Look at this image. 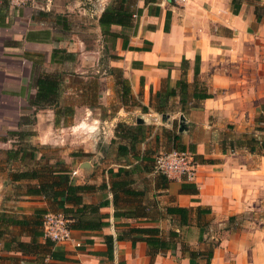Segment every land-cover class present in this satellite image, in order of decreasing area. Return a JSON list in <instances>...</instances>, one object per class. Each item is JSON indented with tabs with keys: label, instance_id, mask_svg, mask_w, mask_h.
<instances>
[{
	"label": "crops",
	"instance_id": "obj_1",
	"mask_svg": "<svg viewBox=\"0 0 264 264\" xmlns=\"http://www.w3.org/2000/svg\"><path fill=\"white\" fill-rule=\"evenodd\" d=\"M112 1L32 0L22 7L0 5V214L25 217L33 223L41 222V210L61 212L56 203L27 192V186L37 179L12 178L25 170H37L42 177L50 166L55 174L68 172L75 184L93 186L82 193L84 204L107 202L82 216L86 220L82 224L89 221L93 227L71 229V241L54 242L37 253L24 254L9 247L6 241L11 235L28 242L32 234L19 225H9L0 240V264H206V255L191 258L184 247L205 252L212 241L217 245L209 264H264V18L256 15V6L264 5V0H241L237 13L232 11V0H155L147 4L133 0L132 26L111 27L126 36L127 47H122L123 39L118 37L110 49L118 58L110 63L121 69L130 95L139 99L137 106L148 110L129 121L117 116L120 110L125 114L128 106L119 101L114 113L103 118L112 126L104 151L94 146L93 130H86L90 141L80 140L74 159L64 155L37 165L32 136L37 132L34 126L40 125L41 109L30 104L36 79L60 74V95L70 76L54 69L83 63L89 56L87 42L93 38L110 42L101 34L98 18ZM167 11L171 17L166 32ZM54 48L66 51L57 57L58 62L51 61ZM183 58L187 61L185 75ZM167 78L172 87L180 78L186 86L177 83L164 110L157 112L156 94L164 93ZM109 93V88L98 93L103 103L111 100ZM205 93L210 97H199ZM29 117L35 118L33 124L26 123ZM96 119L88 118L83 124L94 126L89 120ZM118 122L143 125L134 148L125 153L118 152V145L130 143L117 136ZM17 130L33 133L10 134ZM55 143L65 149L62 139ZM21 147L26 150L22 158V153L7 154ZM174 148L197 156L194 180L168 179L154 169L155 155ZM21 184L24 190L18 191ZM172 208L186 212L168 210ZM135 227L158 228L164 247L151 256L140 234L130 231ZM106 236L112 237L111 249Z\"/></svg>",
	"mask_w": 264,
	"mask_h": 264
},
{
	"label": "trees",
	"instance_id": "obj_2",
	"mask_svg": "<svg viewBox=\"0 0 264 264\" xmlns=\"http://www.w3.org/2000/svg\"><path fill=\"white\" fill-rule=\"evenodd\" d=\"M133 0H113L112 3L107 6L101 15L98 18V24L100 27L101 34L104 37H108L110 39L111 48H114V42L118 37L123 39L122 47L125 49L127 44L125 43L126 36L121 32H116L111 29L112 25H120L121 27H130L133 24V9L131 8ZM241 0H232V11L233 13H237L240 7ZM145 4L149 2H155V0H144ZM1 6H8L7 0H3L0 4ZM141 10L138 9L137 13H140ZM256 15L259 19L264 18V5L256 6ZM171 13L167 11L165 13L164 18V31L169 30ZM131 50H148L144 47H131ZM66 54V51L61 48H54L51 53V61L58 62L57 57ZM67 55H70L68 53ZM112 59L118 58L117 55H111ZM187 61L183 58L181 61V68L183 75L186 73ZM114 69V68H112ZM199 71V57L196 56L195 65H194V74L197 75ZM118 83L122 84V103H127L128 101L133 100L134 98L130 95V88L128 85V81L126 78L122 76V71L118 69ZM178 85L180 84L181 88L186 86L185 80L180 78L177 81ZM177 83L175 87L177 86ZM62 85V78H60V74L50 73L44 74L43 76H39L36 79V93L33 99L30 100V104L34 105L36 108L41 107L44 104H54L56 105L57 99L59 97V92ZM175 87L169 85V78L166 80V89L162 94L159 91L156 94V104L154 105V109L157 112H162L166 107L169 97L175 94ZM201 98L210 97L209 94L205 93L200 95ZM142 111L146 112L148 110L147 107L142 106ZM35 118H30L26 123L33 124ZM21 124V121L19 125ZM143 125H130L125 122H118L116 125V134L118 137L122 139H129L130 145L119 144L118 152L125 153L129 149H133L135 140L137 139V135L142 132ZM32 131L25 130H17L12 131L10 134L18 135L19 137L23 135H30ZM176 149V148H174ZM177 150H185L183 148ZM25 148H17L14 150H8L7 154L12 153V157H16L18 154H21V158L25 152ZM11 156V155H10ZM195 158L197 157L194 155ZM53 166L47 168L45 176L40 175L37 170H25L14 173L12 178L15 180L19 179H37L36 184H29L27 186V192L30 195H39L42 196L49 202H54L58 207L61 208V213L68 220V226L71 229L75 228H87L93 227L92 223L87 221L86 224H82L83 221H86L82 218L86 210H98L99 205H105L107 202L104 201L99 203L98 205L92 204H84L82 201V193L89 191L93 188V186L88 184H75L71 182L69 178L68 172H62L61 174L54 173ZM66 171V170H65ZM49 175V176H48ZM170 211L178 212L181 215L186 212L185 208H172L168 209ZM209 210H207L208 212ZM46 212L44 210L39 211V214L44 215ZM230 219H233L230 218ZM9 225H19L22 229H29L32 231L30 235V240L28 242L22 241L15 236L9 238L6 241L9 247H13L14 249L22 252V253H37L40 250L47 249L48 246H52L54 244L53 241L44 238L43 242L39 241V237L43 236L42 227L41 230H37L38 226L41 225V222L34 221L31 223L25 217L23 218H14L7 217L5 213L0 214V240L5 237V234L8 231ZM102 224H99L101 226ZM131 232L140 234V239L145 241L149 248V254L152 256L156 251L164 247V241L158 236V228L156 227H135L130 229ZM26 232V230H24ZM174 234V233H173ZM202 237V231L200 230L199 239ZM119 238V237H118ZM106 245L108 249L112 248V237L106 236ZM217 245L216 241H212L210 247L205 252H199L190 250L187 246L184 247V251L188 253L189 257L194 258L201 254L206 255V264L210 263V259L213 254V247ZM50 255L53 256V252H50Z\"/></svg>",
	"mask_w": 264,
	"mask_h": 264
},
{
	"label": "rangeland",
	"instance_id": "obj_3",
	"mask_svg": "<svg viewBox=\"0 0 264 264\" xmlns=\"http://www.w3.org/2000/svg\"><path fill=\"white\" fill-rule=\"evenodd\" d=\"M110 49L111 44L110 42L106 43L105 38L98 37L95 40L93 38L90 42H87L89 56L84 59L83 63L78 62L75 66L74 64H66V70L63 69L64 66L59 67V69H54L56 72L61 71L70 77L62 86L56 105L44 104L37 108L41 109L38 112L40 114V121L38 120L40 125H36L37 127L34 126L37 132L34 137L32 136L35 142L33 150L39 157L36 161L38 162L37 165L42 166L47 161H58L62 159L64 155L74 159L76 156L74 153L78 152L77 146H79L80 140H84L82 142L86 140L87 142L90 141V138H86V130H93V142L97 149L104 151L106 146L109 145L112 126L110 121L103 120V118H107L110 114H113L114 110L119 105L118 102L122 101L121 97L116 99L122 94V84L118 83L119 80L117 76L119 68L112 66L110 63L112 59L111 55H115ZM75 54L79 55V52L76 51ZM84 56L85 55H83L82 58H84ZM80 88L82 89L81 92H79ZM107 88L110 89L109 100H111L106 104L103 103L98 93L106 92ZM116 90H118V93ZM82 103L89 106L93 105L96 108L85 110L81 106ZM127 103L128 106L124 108L126 113L124 114V110H120V115L117 116L125 117L129 121H134L136 114H142V110L137 106L139 104V99H133ZM102 104L106 105L104 106ZM76 107H78V109H76ZM91 117H96L97 119L96 121L89 120L94 126L87 127V125L83 124V121ZM24 120L26 121L27 118ZM60 125H63V127L59 128ZM39 135L41 138H38ZM59 139H62L64 150L59 149L58 143H55L59 142ZM41 140L45 141V143H40ZM159 153L155 155L154 159ZM27 162L32 165L35 164V162ZM107 163H109V161H106V164ZM16 189H18V191H23V184ZM242 223L244 225V222ZM237 226L243 227L242 224H237Z\"/></svg>",
	"mask_w": 264,
	"mask_h": 264
},
{
	"label": "built area",
	"instance_id": "obj_4",
	"mask_svg": "<svg viewBox=\"0 0 264 264\" xmlns=\"http://www.w3.org/2000/svg\"><path fill=\"white\" fill-rule=\"evenodd\" d=\"M3 0H0V4ZM32 0H7L9 6L22 7ZM184 3L186 0H177ZM135 16V15H133ZM198 161L189 150L164 151L154 159V169L168 179L192 181L196 176ZM76 171H72L75 174ZM43 237L55 243L71 241L72 230L61 212H46L42 218ZM76 246L81 244L76 242Z\"/></svg>",
	"mask_w": 264,
	"mask_h": 264
}]
</instances>
